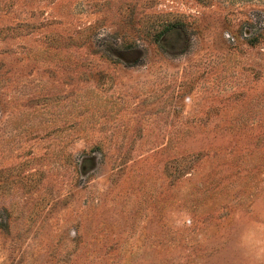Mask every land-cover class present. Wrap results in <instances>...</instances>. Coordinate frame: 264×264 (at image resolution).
Instances as JSON below:
<instances>
[{
	"label": "rangeland",
	"instance_id": "rangeland-1",
	"mask_svg": "<svg viewBox=\"0 0 264 264\" xmlns=\"http://www.w3.org/2000/svg\"><path fill=\"white\" fill-rule=\"evenodd\" d=\"M0 264H264V0H0Z\"/></svg>",
	"mask_w": 264,
	"mask_h": 264
}]
</instances>
